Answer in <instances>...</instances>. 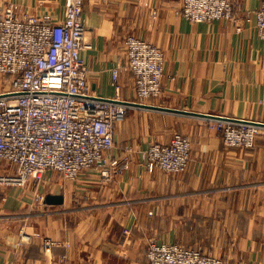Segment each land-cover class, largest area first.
<instances>
[{
	"label": "crops",
	"instance_id": "obj_1",
	"mask_svg": "<svg viewBox=\"0 0 264 264\" xmlns=\"http://www.w3.org/2000/svg\"><path fill=\"white\" fill-rule=\"evenodd\" d=\"M240 12L264 0H232ZM181 0H84L81 57L92 94L127 104L107 159L129 153L128 170L105 181L85 171L72 182L46 174L36 205L26 188L0 190V264H148L149 240L177 243L230 264H264V126L249 150L228 149L211 118L264 125V40L253 18L236 32L225 20L191 23ZM18 13L64 17L65 0H0ZM2 5V6H1ZM132 35L164 54L162 92L141 101L125 70ZM120 65L116 85L111 72ZM167 108L174 111H162ZM187 113H194L191 115ZM175 134L190 142L187 170L174 175L138 167L139 154ZM59 197L61 202L46 198ZM44 239L52 243L45 251Z\"/></svg>",
	"mask_w": 264,
	"mask_h": 264
},
{
	"label": "built area",
	"instance_id": "obj_2",
	"mask_svg": "<svg viewBox=\"0 0 264 264\" xmlns=\"http://www.w3.org/2000/svg\"><path fill=\"white\" fill-rule=\"evenodd\" d=\"M109 3L116 0H102ZM232 0H181L179 14L191 23L229 21L240 32L253 18L264 40V1L254 12L240 13ZM84 0H65L64 17L18 13L17 7H0V190L26 188L35 193L36 205L45 203L37 189L52 172L63 182H72L90 169L100 170L105 181L129 168L123 161L106 160L114 148L117 123L124 120L127 106L117 99L94 96L88 71L81 57L90 48L85 40ZM124 69L133 76L134 90L141 101L160 96L164 54L159 47L128 35L123 41ZM120 65L111 72L115 81ZM224 121V120H223ZM213 123L216 127H214ZM212 129L227 148H254L259 127L226 126L213 121ZM187 138L175 134L167 144H154L140 155L147 172L159 169L185 172L190 149ZM146 249L148 264H228L195 249L153 244ZM51 241L44 239L45 251Z\"/></svg>",
	"mask_w": 264,
	"mask_h": 264
},
{
	"label": "rangeland",
	"instance_id": "obj_3",
	"mask_svg": "<svg viewBox=\"0 0 264 264\" xmlns=\"http://www.w3.org/2000/svg\"><path fill=\"white\" fill-rule=\"evenodd\" d=\"M2 6V5H1ZM235 9H236V7H235ZM238 10V9H237ZM237 10H235L236 11V13H237ZM239 12H240V10H239ZM244 12H247V11H243V12H240L241 14L242 13H244ZM237 14H239V13H237ZM91 46V45H90ZM90 48H86L85 50H89ZM84 50V51H85ZM6 79H4V80H2L1 79V77H0V88L2 87V86H5V81ZM7 83V82H6ZM225 118V117H224ZM226 119H228V120H222V122H226V126H229L230 124L232 125V127H241L240 125H243V124H250V123H252V122H247V121H241V120H234V119H232V118H226ZM213 121H221V120H219V119H212V120H210L208 123H207V125H208V127H212V123H213ZM241 123H243V124H241ZM257 124H261V123H257ZM213 125H214V127H216L215 126V124L213 123ZM256 127H259V126H256ZM258 134L261 132L260 131V128L258 129ZM219 134V133H218ZM180 135V134H179ZM174 136V135H173ZM172 136V137H173ZM181 136H183V137H185V138H187L186 136H184V135H181ZM219 136H220V134H219ZM171 137V138H172ZM220 138H221V136H220ZM187 144H188V146H189V149H190V142H189V139L187 138ZM221 140H222V138H221ZM222 142H223V140H222ZM154 144H156V143H153V144H151V145H149L146 149H144L143 151H145V150H147L148 148H150L152 145H154ZM224 144V143H223ZM228 149H241V148H228ZM249 149H252V148H249ZM249 149H242V150H249ZM143 151H141L140 152V154H139V163H138V167H139V169L141 170V171H144V172H147V171H145L143 168H142V165L140 164V155L142 154V152ZM127 155H129V153L127 154ZM127 155H125V156H127ZM130 156V155H129ZM123 156H119V157H112V158H109V159H107L106 158V160L108 161V162H110L111 160H118V161H123ZM190 160H191V157H189V162H190ZM189 162H188V165H189ZM129 167H130V162H129ZM187 168H188V166H187ZM129 169V168H128ZM127 169V170H128ZM159 170V169H158ZM187 170V169H186ZM87 171H98V172H100V170H98V169H90V170H87ZM126 171V170H125ZM124 172V171H123ZM49 173H52V172H49ZM49 173H47V174H49ZM120 173V172H119ZM119 173H116V174H119ZM122 173V172H121ZM147 173H151V172H147ZM184 172H182V173H175L174 175H181V174H183ZM116 174H114V175H116ZM55 175H57V174H55ZM81 175V174H80ZM79 175V176H80ZM58 176V175H57ZM78 176V177H79ZM77 177V178H78ZM60 178V180H61V177H59ZM62 181V180H61ZM75 181V180H74ZM149 242H154L153 244H155V245H157V244H168V245H178V246H180V247H182V248H184V249H195V248H192V247H187V246H184V245H180V244H177V243H166V242H162V241H160V240H156V239H150L149 240ZM148 242V243H149ZM147 246H148V244H147ZM146 249H147V247H146ZM195 250H198V249H195ZM200 251V250H199ZM201 253H202V251H200ZM145 255H146V250H145ZM206 255H208V254H206ZM208 256H212V255H208ZM212 257H214V258H220V259H223V260H225V261H227V263L228 264H230L229 262H228V260L227 259H224V258H221V257H218V256H212ZM146 259H147V257H146ZM147 263H148V261H147Z\"/></svg>",
	"mask_w": 264,
	"mask_h": 264
},
{
	"label": "water",
	"instance_id": "obj_4",
	"mask_svg": "<svg viewBox=\"0 0 264 264\" xmlns=\"http://www.w3.org/2000/svg\"><path fill=\"white\" fill-rule=\"evenodd\" d=\"M122 104H125V105L129 104V105L138 106V107H142V108H150L149 106H143V105L134 104V103H122ZM157 109L162 110V111L179 112L178 110H172V109H167V108H157ZM187 114L196 115L194 113H187ZM198 116H200V117H206V118H211V119L228 120V119H226L224 117H213V116H204V115H198ZM251 124L256 125V126H264L262 124H257V123H251ZM46 200L48 202H53V201H56V202H59V203L61 202V199L59 197L52 198V197L48 196L46 198Z\"/></svg>",
	"mask_w": 264,
	"mask_h": 264
}]
</instances>
